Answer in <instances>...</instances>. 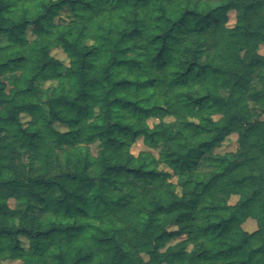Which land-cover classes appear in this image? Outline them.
<instances>
[{
  "label": "trees",
  "instance_id": "16d2710c",
  "mask_svg": "<svg viewBox=\"0 0 264 264\" xmlns=\"http://www.w3.org/2000/svg\"><path fill=\"white\" fill-rule=\"evenodd\" d=\"M2 38L0 264H264V0H0Z\"/></svg>",
  "mask_w": 264,
  "mask_h": 264
},
{
  "label": "rangeland",
  "instance_id": "374dc122",
  "mask_svg": "<svg viewBox=\"0 0 264 264\" xmlns=\"http://www.w3.org/2000/svg\"><path fill=\"white\" fill-rule=\"evenodd\" d=\"M239 17H240V12H238L236 10L228 11L227 12V21H226L225 25L227 27L234 26L235 23L237 22V20L239 19ZM69 19H70V14H69L67 9H64L59 16L55 17L54 22L55 23H67L69 21ZM25 36L29 40H31L34 37L32 26L29 25L27 27ZM5 43H6V39L2 38L0 44H5ZM258 53L261 55H264V43L259 44ZM50 54L53 57H55L56 59H58L64 65H68V58L66 57V54L63 52V50L59 46L54 45L50 50ZM48 85H49V82L45 83L44 88H46ZM22 120H23V122H27L28 116L23 114ZM165 120H169V118H165ZM156 122H158V119L154 118V117H151L147 120V123L149 124V126H152ZM64 129L65 128H59V130H64ZM90 147H91L93 154H96L97 144H91ZM236 147H237V135L231 134L229 137H227L224 140V142L220 146L216 147L214 149V151L223 153L226 151H234L236 149ZM130 151L134 155H138L140 152H144V151H149L155 155L157 153L156 149H151L145 145V143L143 142V137H141V136L136 138L135 141L132 143V145L130 146ZM24 162H26V158H24ZM236 200H237V196H232L230 198L229 202L231 204H233V203H235ZM7 204L11 209L16 211L17 213L19 212L20 209L23 208V204H21L20 202H18L14 198H8ZM242 227L247 231H253L256 228V222L253 219L248 218L242 224ZM20 241L22 243V246L24 248H26L27 247V241L24 238H21ZM1 263L2 264H20V260L4 259L1 261Z\"/></svg>",
  "mask_w": 264,
  "mask_h": 264
}]
</instances>
